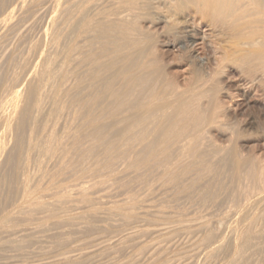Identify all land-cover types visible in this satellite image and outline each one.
<instances>
[{
	"label": "bare ground",
	"instance_id": "bare-ground-1",
	"mask_svg": "<svg viewBox=\"0 0 264 264\" xmlns=\"http://www.w3.org/2000/svg\"><path fill=\"white\" fill-rule=\"evenodd\" d=\"M6 2L9 3L8 0H0V12H4V10L2 11L1 9H4V7L7 6V5L5 6V4H8ZM25 2L26 1L21 2L23 3L22 7L24 8L22 9V11L26 10L24 6ZM105 2L107 3L111 2L110 3L111 6L109 5V7L108 6L103 7V4ZM12 5L13 4H11V7ZM8 6L10 5L8 4ZM30 6L31 7H29L28 10L25 12L28 13L27 15L28 18L32 17L31 19H34V20L36 19V21L41 19L39 18V16L43 10H44V13H47L45 11L51 12V15H50L51 18H50V23H49L51 25L50 26L51 28L50 30L48 29V31L46 29L45 32L40 35L41 37L39 36L40 39L36 40L33 45L30 44L31 47H29L28 49V52H27L28 57H26L27 59L24 58L25 60L23 59L21 62L14 61L12 63L13 65L11 64V62L9 61L7 62V59L5 60L7 63H9V65L11 64L12 68L15 70V71L12 70V73H10L12 75L9 74L10 76L8 75L9 76L8 77L7 74L5 76V73L4 75H2L3 72L2 74H0V88L4 89V93L6 91L13 93L12 94L13 98L10 101V103L13 106V109H11L12 110L11 116H6L5 118H3L5 122L1 121V123L2 122L5 123V129L3 133H1L2 135L0 136V238L2 239L11 238L10 240H7V239H4V240H7L16 250L23 249L22 251H24L25 250L24 244L23 242H21L23 241V239L24 241L26 240L25 238H31L32 240V236H35L36 234L38 236V234H41L42 232L47 231L46 227L48 229V225L46 224V222L37 223V225L30 227V228L28 226H25L29 222L32 223L33 221V219H31L33 217L32 214L36 212H41L40 214L43 215L42 213H46L48 211L50 213L49 215L50 218H52L55 215V211H53L50 208V206L53 209L55 207L54 205L58 204L57 206L59 205L61 206V204L68 202L67 199L70 196L74 195L72 193L74 191L71 192L72 195L68 191L72 189L74 190V187H76L79 183L78 184L75 183L77 185L76 186L74 185V187L72 186L73 187L72 189L69 188L70 190L64 187V189H67V192L70 193V195L64 193L66 192V190L64 189L61 190L62 186L64 185L63 183L60 189L56 187L58 188L57 190H59V192L60 191H63V192L61 194L58 192L55 193L57 194L56 195L57 197L55 198L56 200L54 201V203H52L53 200L49 204H47V202L43 203L34 196L41 189L40 187L41 185L40 186H38L37 184H36L37 186L32 185L33 181L30 182V179L32 178L30 177L31 175L28 176L27 173H26L27 175H25L24 169L26 168L28 169L30 167L29 166L30 164H28L29 167L26 164L30 161H31V165L34 164L33 163L34 160H31L34 158L33 152L36 153V158H34L36 161L35 163H38V165L42 164L41 165L42 167H43V163H42L43 159H44V162H46L48 161L46 158L52 157L53 159V156L55 155L54 157H56V153H57L58 160L57 159L55 160L59 162L58 164L56 163L57 168L54 169L55 171L53 170V167L50 166L52 165L51 163L55 162V160H53V162H51L52 161L51 160L50 165H49V167L52 168L51 170H53L54 173H52V171L50 170L48 166L46 168H49V169L47 170L45 169L46 171H44L48 173L47 171L50 170L51 176L55 177V175H57V178H58L59 177L58 175H62L67 172L66 176L65 175H62V176L63 177L65 176L67 178L69 177L68 179L69 181L70 176H68V172L72 171L74 173L76 166L79 165V168H78L79 170L76 169L78 170L76 172H78V174L80 173L79 174L81 175L80 179H82L84 178L82 177V175L85 173L84 171L85 169L87 170V167H88L86 166V168H84L85 165H87L85 161L89 159L93 161V168L92 169L90 168L89 170L91 172L93 171V173L95 172V174L93 175H98L99 173L98 171L102 169L101 171L103 175L102 174L101 175L99 174V175L103 176V180L106 175L109 176L110 174H113V173H108L104 176L105 172H103V169L105 168L106 171L107 169H110L111 172H113L114 170L112 171L111 167H113L114 165H117V163L120 164L119 167L117 168L118 172H117V169L114 168L116 169L114 173L116 172L119 173V171H121L120 169L123 167V170L125 168L126 171L130 173V175L133 174L132 181L140 180L141 182V180L144 179V178L142 179V177L144 175L148 177L149 174H151V176L154 178L156 176H154L155 174L152 175V173L156 172L155 171L156 169L157 170L160 169L159 170L160 175L158 176L159 178L158 177L155 178L156 181L158 178L159 181L162 182V185L163 183L164 185L170 184L171 187L172 185H174L176 187V189H174L175 191H173L174 195L175 194L177 195L178 193L183 194L184 196H187V197L189 195L188 197L189 199L192 196L190 195V193L192 191H196V193L194 192L195 194H197L196 198L198 197L200 202L205 203V205L207 202L209 203L215 202L216 195H217L216 191L219 192V189L221 188V186H223L222 185L223 180L226 179L225 187H226L227 193L225 194H227V198L226 196L223 197V195L220 194L221 192L220 191L218 193L220 194V198L218 197V200L221 199L222 197L223 198L221 200H223V202L227 200L228 203L226 201V204H228V210H227V213L223 212L224 209L219 210L220 209L219 208L218 210L219 212L220 211L223 212V214L226 213V216H227L226 220L228 219L229 221L228 225L230 224V227L227 229H230L229 231H231V233L233 234V235H229L230 232L228 231L229 234L226 233L228 234L227 239L229 240V236L231 237L233 236V238L230 242L225 241L226 243H228L227 245H231L232 247V250H231L232 255L230 254L232 257L230 256L228 259L226 258L227 255L229 256L230 249L228 250V248L226 250L228 253L221 255L223 252L225 253V251L222 252V249L223 247L226 246V244L222 243V241L220 243V241L218 242L217 241L218 239H216L218 237H219V240L222 238L221 236L224 233V229H223V232H221V229H220L219 233L220 234L222 233L220 236H218L219 235L218 233H217L218 235L214 236V233H212L211 231H215L216 233L218 232L219 229L215 228L212 225L214 228H212L211 230V229L206 228L205 227L206 225H205L204 227L206 229L204 228L205 229L204 235L201 237L202 239L201 245L203 244L204 247L208 249L206 252L207 253L206 255L210 259L216 253L218 254L221 251V254H219V256L221 255L222 260L224 261L222 263L221 262L222 260L221 261L219 260L220 262L218 264H221V263L222 264H248V259H249L248 256L252 257V255H255L256 257V254L258 253L260 257L257 256L258 259H255L257 260L256 264H264V244L262 243L261 246L259 245V243H257L259 246L255 244L257 241L256 239H258V241L259 239H264V155H262L261 153H260V156H258L259 153L257 155L256 154L254 155L252 151H250L252 153L250 154L247 148L248 145L246 146L245 144L240 143L242 138H244L245 135L247 134L244 131L239 129V124L241 125L242 121L239 122L238 119H236L235 113L232 115L229 113L230 115L228 114V117H227L225 113L222 111V104L224 103V101L222 104L218 103V105H216V107L213 109L214 112L206 111L207 109L208 110L211 109V108L209 109L208 107L206 110L203 109V106L201 104V98L205 92H210L211 90H208V89L206 90L204 88H201L202 86L197 85V88L200 87L199 90L197 89V91L195 90L194 93L189 95L188 93H190L189 91H192L190 89L193 87L192 83L194 82L192 83L190 82L192 84L191 85L192 87H189L190 89H188L187 86H186L187 89L186 88L181 89L180 88L181 86L179 83H172L170 82V80L169 82H167L166 77L164 75L163 68L160 65L159 59L157 57V56H160V54L156 55V52H159V51H157V46L154 47V38H155L156 39L155 43L158 44V46L161 45V48H160L161 54L169 50H176L180 52L181 51L186 52L187 50L194 54L195 52L198 51L197 50L198 47L201 48L202 46H204L206 43V40H208L209 38L210 40L209 44L212 45L216 53L215 56H217L216 61L218 62L216 63H219L221 68L224 65L223 68L225 67L230 72V76H229L230 86H229V93H228L229 95H227L226 97L227 99L226 101L227 103L230 104V106L229 105L227 106H229L231 109L236 111L237 110L236 109L237 99L239 97H241L242 99L246 101H249L251 97H256L255 99H257L259 102H262L264 105V0H32ZM11 7L9 8L11 9ZM19 11L20 10H18V12ZM10 13H12V10ZM7 14H4V15H7ZM13 14H16V11L15 13L14 12L12 13V16L9 15V17L14 18ZM18 15H19L18 17L19 19H20V16L21 17L23 16L21 14H18ZM6 17L7 16H5V18L1 17L2 19L0 20V29L4 27L6 20L7 22H8V19L11 20V18L6 19ZM22 19L23 18H21L20 21ZM13 20L14 22L13 24H11V26L12 25L14 26V24L17 23V21L15 23V19ZM34 20L29 21L30 22L29 24L32 23L33 25V23L35 22ZM22 21L23 23H25V20H22ZM17 25L19 26V23H17ZM25 25H28V23ZM21 26L22 25H20V27ZM28 26L27 27L30 28L31 25H28ZM16 27L14 26L13 28L16 29ZM25 27L22 26L21 29ZM27 27L26 29L28 31ZM203 28L205 29L204 31H202ZM6 29L8 30L11 28H5V30ZM17 29L16 31L20 32L21 29H18V30ZM25 31L23 29L20 33L18 32V34H20L18 36L22 37L21 35L23 33L25 34ZM3 33H5L4 30H3ZM11 33L7 31V33L5 34H8L9 36V34ZM38 34L40 33L38 32ZM146 34L149 37H153V41L152 39H149V37L146 36ZM0 35H3V34L1 33ZM13 35L15 34H11V36ZM162 35L165 36L166 39L159 41V36H162ZM9 38L10 37H8V39ZM11 39H9V41H12ZM13 39H14V36H13ZM0 40H2L1 37H0ZM3 40L5 42L6 39H3ZM9 41H7V43ZM4 42H1L2 45ZM46 42L48 46H46L47 48L44 49ZM15 43L17 44L16 41ZM186 44L189 50L187 49ZM10 45L11 44H9V46ZM10 47L9 48L7 47V49L9 50ZM17 47L15 48L18 49ZM22 47H25V46H22ZM3 50H5V53L8 52L9 54V51H6L5 47H3V49L1 50L4 53ZM12 51H14V49ZM17 53H19V51ZM4 54H2V58ZM2 63L3 62H1L0 65ZM2 69L3 68L1 67V70ZM190 83L188 82V84ZM202 84H199V85H202ZM203 87H205V84H203ZM186 90H189L187 94H186ZM213 90L217 91L216 88H214ZM212 95L215 96L214 92ZM4 103H5L4 100H0V114L2 112ZM45 103L51 104V107L49 108V110H47L48 109L47 106L49 104L44 106L45 109L47 108L46 109L47 113L46 111L44 113V110H43L44 109L43 105ZM62 103L64 105L68 103L74 106V108L72 107L74 113L72 115V119L70 118L71 120L70 122L73 121L76 123L77 121V123L76 124L75 123L72 124L73 122L67 123L69 121L68 119L67 122H65L68 125L64 124L66 126H64L63 130L61 131L60 129V131H58L56 129L57 118L59 121L60 120L59 118H61L62 113H63L62 111H64L63 109L65 108L64 106L63 107L61 106L63 105ZM68 104L66 106H68V109H69L70 108L69 106L71 105H68ZM68 109H66V111ZM59 113H61V116L58 115ZM64 113L63 115H65ZM68 114H69V111H68ZM69 116L65 118H69ZM224 117L225 119L227 118L225 120L226 121L225 124L220 123ZM63 118L64 117H62V119ZM62 119L60 121L61 124H62ZM252 119L251 121L249 120L246 125H251L253 121H255V119H253V121ZM223 126H225L227 131L229 132L228 145L224 148L217 145L215 141H213L212 138L206 135L209 131L213 129H219ZM256 127H260V126L257 125ZM261 131H259L258 133H261ZM8 137H10V139L13 138L12 139L13 142L11 141L13 143V146L10 145L11 148L10 146L7 147L6 145V141L8 142V140L5 141V139H9ZM99 148H101V153L99 152L100 154L99 153L96 154L95 151L97 150L99 151ZM31 153L33 154L32 156H30ZM73 156L74 157L76 156L77 164L73 163L74 162ZM121 164L123 166H121ZM25 166L27 167L25 168ZM45 166L43 167V169L45 168ZM53 166L55 167L54 164ZM37 167L34 166V168H37ZM38 170L36 169V171ZM22 171H23L22 176L24 178L23 179L21 178L22 179L20 183L22 185L21 186L19 185L18 179L20 178V176H18V174L20 172L22 173ZM41 172L43 173V171ZM91 172L89 174H91ZM96 172L98 173L96 174ZM39 173H40V170H39ZM39 173L37 174L34 173V174L38 176ZM36 175L34 176L37 177ZM73 175H71V179ZM86 176L87 175H85V180L83 179L85 182H86V178H89L88 176L87 177ZM112 176H114V174L111 175V177ZM131 176L128 175L127 177L131 178ZM47 177H50V176L47 175ZM94 177L96 178L97 176H94ZM117 177L120 178V175H118ZM206 177H208V179L205 181ZM42 178L38 177L39 181H41ZM91 178L94 179L93 177ZM153 178H152V181H153ZM38 179L36 178L35 180L38 181ZM61 179H59L60 181L59 180L58 181L63 182V180L61 181ZM105 179H108V178H105ZM123 179L125 178L123 177ZM128 179L129 178H126V180ZM66 180L64 181L66 182ZM114 180L112 178V181ZM126 180L124 183L127 182L128 184V181L130 179L128 181ZM146 180H148V182L152 184L151 183L152 181L151 180L149 181V178ZM49 181H53V180L48 179V182ZM58 181H55L56 184ZM55 182H52V183L55 184ZM78 182H80V180ZM81 182H80V185H81ZM87 182H88V179H87ZM93 182L91 183L92 186L94 185ZM38 183H41V182H38ZM46 183L47 181L44 182V184ZM52 183L50 182L49 184L52 185ZM84 183H82V185ZM96 183L98 182L96 181ZM99 183H101V181H99ZM122 183H120V185ZM33 184H35V182ZM60 184L61 183H59V185ZM66 184H69V183L66 182ZM70 184L69 186L72 185ZM103 184L106 185V183H103ZM138 184L140 183L138 182ZM146 184L148 186L150 185L147 182ZM156 184L157 186H159V182L158 183L156 182ZM18 185L21 186L22 194H24L23 195L24 200H25L24 204L26 206L21 207L20 205L19 208L17 207L18 210L15 208L17 210L16 212L17 214L14 215L13 213V215H11L12 213H9L7 211L6 203H8L7 199L9 198V194L11 193L10 194L11 195L10 199H11L12 195L14 194L13 192H15L17 188L19 189V192L21 193L20 187H17ZM78 186L76 187L78 190L75 188L77 192H74V193L80 194V197H79L80 201L76 199V202L78 201L81 203V202L87 201L88 203V200H87L88 196L95 195L94 194L95 191L90 192L92 190L90 189L92 188V186L91 185H90L91 187L87 186L89 189V192L92 194L88 192L89 195H86L85 191H88L87 187L85 186L86 188H84V185H83L82 187L79 186L80 187L79 188ZM98 186H101V185H98ZM133 186H134V182H133ZM157 186L153 185L152 188H155ZM95 187L96 185L93 188ZM124 187H126L127 189L128 188L130 189V187H127L126 185H124ZM160 187L161 186H159V188ZM225 187L223 186L221 189L225 190ZM120 188H122V186ZM120 188L119 189L117 188L116 191L121 190ZM135 188L136 190H138L137 187ZM152 188L149 191H152ZM159 188L158 190L157 189L156 190L159 191ZM144 189H146V192H147L148 188H145L144 186ZM163 189H165V187ZM41 190L43 191V189ZM125 190L126 189L124 188V191ZM139 190H142V189L139 188ZM50 191L51 190H49V193ZM101 191H103V188ZM51 192L54 194V191H51ZM143 192L145 193V191ZM143 192L141 191V193ZM153 192H155L154 189H153ZM170 192L172 193V191ZM222 192L224 193V191ZM20 193H18L17 191L18 195ZM134 193H137V192H134ZM147 193L144 194L143 198L146 195V198L149 199L150 196L147 197L148 195ZM117 194L118 193H116V195ZM152 194L154 193H151V195ZM75 196L76 195H74V198ZM135 196L133 197L132 195V197H129L130 198L129 200L126 199L127 201H129V202H126L127 203L126 205H124L125 199L121 200L123 202L121 204H123L124 206L115 208L116 210L115 214L119 215L120 217L115 220L120 219L121 222L123 221L125 225L128 222L135 220L136 217L134 218L133 216L135 212L132 214V209H134V207L136 206L135 203L137 202V200L135 199ZM177 196L181 197L182 195H177ZM184 196L182 197V199L184 198ZM34 197L38 200H36ZM139 197H142V196H139ZM192 197L194 198V195ZM125 198H127V196ZM188 198L186 200H189ZM224 198L226 199L224 200ZM10 199H8V201ZM14 200L16 204V202L18 201V198L17 199L14 198ZM93 201H95L94 198H93ZM121 201H119V203ZM98 202L97 203L95 202V204L94 203L93 204L94 205L99 204ZM22 203L23 202H21V204ZM115 203L119 205L117 202ZM73 204L71 205L72 206L71 209L74 208L73 209L74 211L69 209L71 206L70 204L69 205L67 204V207L69 208H67L66 210L70 211V213H74L75 210H77V207L78 209H80L79 208L80 205L75 207V204L74 205ZM102 204L104 206V203ZM88 205L89 204H87V206ZM105 205L107 206L106 203ZM109 205H112V204H110L109 202ZM205 205L203 204L202 206H205ZM225 205L223 204V206ZM96 206L98 207V205ZM61 207H60V210L57 212L59 213L62 212ZM64 207L65 206H63V208ZM161 207L163 209L164 206L162 205ZM212 207L214 206L212 205ZM9 208L8 210H10ZM89 208L92 209L91 207ZM138 208L140 209L139 206ZM82 209H84L83 206H82ZM112 209L114 211V207H112ZM44 210H47V211H44ZM66 210L64 208L63 213L66 214L67 213L65 212ZM92 210H89V211H92ZM135 211H136V207H135ZM146 212L148 213L150 211L148 210ZM94 213L99 214L98 212H94ZM108 213L109 212L106 210V213H103V214H105V216L108 217V215L110 214ZM154 213L155 211L153 212V214ZM103 214H101L100 212L99 215H103ZM34 215H38V214L36 213ZM57 215L58 214H56L55 216L57 217ZM99 215L94 214L93 217L98 219L99 217H101ZM110 215H113V214H110ZM147 215L149 216V218L151 217L149 213ZM179 215L181 217L182 214H179ZM71 216L70 217L68 216V217L72 218ZM139 216L137 217L138 219H139ZM56 217L54 218L56 219ZM74 217L75 215L72 218V220L74 219V222H72L71 219L69 220V218L68 220H62L64 218L63 217L61 218V220H57L53 223L51 222L52 224L51 223L50 224L53 226V229H54V225L59 226V230L62 229L61 228L62 225L64 226L67 224L72 225V226L69 225V227H73V225H75L74 227H77L76 225H78L79 222L75 223V220H77L75 218L77 216L75 218ZM79 217L81 218V214L79 215ZM84 217L86 216L84 215ZM91 217L92 215L89 217L90 221L91 219L95 220V218L93 217L91 218ZM184 217L185 215L183 216V218ZM36 219L34 221L38 222L39 219L37 220ZM83 220H86V219L83 218ZM94 220L92 221L93 224L94 222L96 223V221ZM99 220L101 219L99 218ZM115 220L114 222H116ZM221 220L222 222L221 221L220 222L222 224L223 215H222ZM224 220H225V217H224ZM90 221L86 223L91 224L89 223ZM152 222L153 220H151V223ZM178 222L176 221V223ZM226 222L227 221H225V225H226ZM81 223H83V221H81ZM110 223L108 224L106 223V225H109V226L113 225L112 223L111 224ZM116 223L121 224L120 222H116ZM130 223L132 224V222ZM130 223L127 225H130ZM185 223H184V226H185ZM83 224H82V228H83ZM88 224L84 225V227L85 226L89 227ZM93 224H92V227H93ZM133 224L135 225V223ZM190 224L193 225V223L191 222ZM122 225L123 224L118 225V226L122 227ZM207 225L210 226L211 224H207ZM115 227L117 226L114 225V229ZM147 227L149 228V226ZM147 227H145L146 232L148 229ZM157 227H160V226H156V228ZM198 227H199L198 230L203 228V226L202 227L197 226V228ZM79 228L80 227H78L77 230ZM85 228L81 229V231L82 232L84 230L88 231L90 229L89 231L93 232V230H91V227L89 229L88 228L85 229ZM138 228L139 227H137L136 229ZM156 228H155V231H156ZM224 228L226 229V226H224ZM99 229L100 228H98V230L97 229L95 230L99 232ZM114 229L113 231L117 235L116 234L115 235L113 234L110 236L107 235V236H104L103 238L99 237V239L97 238L95 240H92L94 241L92 244L93 246L92 249L94 248L93 250L91 251L86 250L87 252L85 250H81V251H84V252H81L79 248H83L82 245H81L82 247L74 246L76 249H72L67 252L65 251L64 253L60 254L61 255L60 260L56 259V261H59V263L55 262V264H60V262L61 264H70V262H74L73 264H75V262H77L76 264H82V261L84 264V260H87V256L93 253L95 254V252H99L100 251L99 249H103L101 251L105 250L106 253L110 249L111 250L117 249L118 251L119 250L121 251L123 250L122 249L123 247L125 248V243L127 241H128L127 243H131L130 242L131 240L135 241V240H139L142 238H148L154 232L152 228L151 230L153 232H149V233L148 232L146 233L145 231H143L144 232L143 233V232L136 231L135 229L131 230V228H128V229L126 228V231L125 232L123 231L124 232L123 234L121 230L118 234L119 230L117 229L118 231H116ZM213 229H217V230H213ZM72 231L74 230L72 229ZM81 231L80 229L78 230V232H81ZM86 231L85 233L86 235H88L89 232H86ZM100 231L102 230L100 229ZM107 231L110 232L109 229ZM59 232H57L58 234H56L55 232L54 233L55 236H54L51 230V234L50 233L49 234L53 235L52 238H55V237L57 238V236L63 237V232L62 233H59ZM202 232L200 231V234H203ZM75 233L72 232L70 233V235L71 234L74 235ZM172 233H171V236H172ZM42 234L40 238L42 237ZM109 234H112V233H109ZM43 236L47 238L48 235L44 234ZM45 237H42V238H45ZM169 237L170 236H168V238ZM185 237L188 238V236H185ZM190 237L191 235L189 236V238ZM67 238L69 239L71 238V236L70 237L66 236V241H67ZM88 238L90 239L91 237H88ZM149 238H152V237H149ZM45 239H41V240H45ZM63 239H65V235ZM223 239H224V236H223ZM41 240L39 241L40 243L42 242ZM71 240L73 241V239ZM147 240L146 242H148ZM182 240L183 239H181L180 241ZM186 240L187 239L185 238V241ZM69 241L65 242V240H63L61 243L58 242L59 243L58 245H61L59 247L56 244V246L59 247L58 250L60 248L61 250L62 248H64L63 250H65V247L66 245H68ZM134 241L132 243V246L129 244L133 249H134L133 244L135 243ZM174 241L177 242L176 240H173V242ZM262 241L264 240H260L259 242H262ZM33 242L31 244H33ZM146 242L143 244V246L146 244ZM138 243L139 241L135 243V246ZM140 243H143V242H140ZM150 243L148 242L149 246L145 245L146 247H143V248L142 246H140L141 245L140 244L139 247L141 249L137 247L138 252L136 250L137 248H135L136 251H133V249L132 250L130 249L132 251L131 253L134 252L135 254L137 252L135 254L137 260L140 257L147 255L149 257V260L152 261L151 263H149L147 261L148 259H146L147 264L148 263L149 264H159L157 259L159 260L161 259L159 257L155 259V257H157L160 254V252L163 250L164 248L162 246L163 244L161 245L156 244V242L155 244H150ZM28 244L30 243L27 242V246L29 247L30 245ZM70 244L68 246H70ZM100 244L101 246H99ZM34 245L36 246L37 244H34ZM98 246L101 248H99ZM116 246L118 247L116 248ZM126 246H127V250H129L130 247L128 248V245ZM226 247H229V246H226ZM187 249L188 248H186V250ZM1 250L3 251V249ZM111 250L109 253L112 252ZM123 251H126V250L124 249ZM113 252H112V255H113ZM94 254L93 256L96 257V255ZM161 254L163 255V253ZM188 255H191V253ZM224 255H226L224 258H226L227 260L223 259ZM191 256H193V254ZM219 256L218 258H221ZM54 257H57V255ZM82 258H84V260H81ZM91 258L92 256L89 258V260H91ZM215 258L216 257H214L213 259ZM46 259L45 261L47 262L50 261L48 260V257ZM99 259H102V257H100ZM204 259L207 261L206 258ZM137 260L135 261L134 259L133 262H138ZM215 260H214V263H215ZM170 261L171 260H169V262ZM193 261H195V257ZM47 262H45L44 264H50L49 262L48 263ZM89 262H90L89 264H91V261ZM141 262H142L141 264H143L144 261L141 260ZM171 262H173V259ZM190 262L192 263V259L191 261H189V264ZM131 263L132 261L131 262L129 261L125 264H131ZM110 264H113V263L111 262ZM119 264H122V262ZM132 264H135V263H132ZM161 264H164V263L162 262Z\"/></svg>",
	"mask_w": 264,
	"mask_h": 264
},
{
	"label": "rangeland",
	"instance_id": "rangeland-1",
	"mask_svg": "<svg viewBox=\"0 0 264 264\" xmlns=\"http://www.w3.org/2000/svg\"><path fill=\"white\" fill-rule=\"evenodd\" d=\"M9 1V3L8 2H6V3H8L10 6H8V4H5V6L7 7H4V9H1L2 11L4 10V12H0V20L4 17L5 18V16H7L6 17V19H8V18H11V20L10 19H8V22H7V20H6V22H5V25L6 26H8V27H6L5 25H4V27H2V29H0V34L2 33L3 35L5 34V33H7V31L8 32H16V33H11V34H15V35H13L14 36V39H13V36H11V34H9V36H8V34H5L4 35V37H3V35H0V37H1V39L3 40V39H6L7 41H9V39H11V37H12V41L14 42H12V41H9V42H11V43H9V44H11L10 46H9V44L7 43V41L5 40V42H4V40L2 41V40H0V46H2V47H0L1 49H0V51L3 49V47H5L6 48V51H9V54H8V52H6L5 53V50H3L4 51V53L2 52V54H4L3 55V58H2V54H1V52H0V63L1 62H3L1 65H0V74H2V72H3V74L2 75H4V73H5V76H6V74H7V76L10 74V73H12V70H14L13 68H12V63L14 62V61H22L24 58L25 59H27L26 57H28V49H29V47H31V45L30 44H34V42L36 41V40H38V39H40V35L42 34V33H44L45 32V30L47 29V31H48V29L50 30V18H51V12L50 11H45V12H47V13H44V10L42 11V13L40 14V16H39V18H41V19H39V20H37L36 21V19L34 20V19H31L32 17H27V15H28V13H26L25 11H27L28 10V8L29 7H31L30 6V4H31V2H32V0H8ZM23 1H26L25 2V8H26V10H23L22 11V9H24L23 7H22V5H23V3H21V2H23ZM29 1V2H28ZM13 2V3H12ZM109 2V1H108ZM27 3H28V5H27ZM111 3V2H110ZM110 3H107V2H105L104 4H103V7H105V6H108L109 7V5L111 6V4ZM11 4H13L12 5V7H11ZM21 4V5H20ZM106 4V5H105ZM17 5V6H16ZM22 7H20V6ZM9 7H11V9L9 8ZM14 7H15V9H14ZM5 8H6V10H5ZM10 9V10H9ZM14 9V10H13ZM11 10H12V13L14 12L15 13V11H16V14H13V17L14 18H12V17H9V15H11L12 16V13H10L11 12ZM18 10H20L19 12H18ZM6 11H7V13H6ZM18 12V13H17ZM25 12V13H24ZM49 12V13H48ZM2 13V14H1ZM10 13V14H9ZM23 13H24V15H26V16H24L23 15ZM4 14H7V15H4ZM18 14H21V15H23L22 17L20 16V19L21 18H23L22 20H25V23H23V21L21 20L20 21V19L18 18L19 17V15ZM42 14H44V15H42ZM48 14H49V16H48ZM3 15V16H2ZM14 15H16V16H14ZM18 15V16H17ZM45 15H46V17H45ZM43 16V17H42ZM48 16V17H47ZM2 17V18H1ZM25 17H26V19H25ZM17 18H18V20H17ZM42 18H44V19H42ZM49 18V19H48ZM13 19H15V23H16V21H17V23H19V26L17 25V23L16 24H14V26L16 27V29L18 28V29H21V27L23 26V27H27L28 25H31L30 26V28H28V31H27V29H26V27L25 28H22L21 30H20V32L24 29V31H25V34L23 33L21 36L22 37H19L18 35H20V34H18V32L16 31V29L15 28H13L14 26L12 25L11 26V24H13V22H14V20ZM29 19V20H28ZM27 20V21H26ZM35 21L34 23H33V25H32V23L31 24H29L30 22L29 21ZM46 20V21H45ZM45 21V22H44ZM10 22H12V23H10ZM28 23V25H25V24H27ZM48 22V23H47ZM8 23V24H7ZM144 24V23H143ZM10 25V26H9ZM20 25H22L21 27H20ZM36 25V26H35ZM35 26V27H34ZM4 28V29H3ZM5 28H11V29H6L5 30ZM32 28V29H31ZM40 28H42V29H40ZM17 29V30H18ZM39 31H38V30ZM3 30H4V32L5 33H3ZM205 29L203 28L202 29V31H204ZM40 33V34H38V32ZM19 32V33H20ZM29 32V33H28ZM37 33V34H36ZM29 34H30V36H29ZM7 38H6V37ZM32 36H33V38H32ZM36 36V37H35ZM40 36V37H39ZM146 36H148L147 34H146ZM3 37V38H2ZM8 37H10L9 39H8ZM38 37V38H37ZM149 37V36H148ZM22 38V39H21ZM149 39H152V41H153V37H149ZM163 39H166V37L165 36H159V41L160 40H163ZM168 39V38H167ZM21 40V41H20ZM32 40V41H31ZM155 38H154V47L155 46H157V51H159V52H156V55H158V54H160V56H157L158 57V59H159V63H160V65L162 66V68H163V71H164V75H165V77H166V81L167 82H169V80H170V82H172V83H179L180 84V88L181 89H187V87H188V89H190L189 87H192L190 90H192V91H189V90H186V94L188 93V91L190 92V93H188L189 95L190 94H192V93H194L195 92V90L197 91V89L199 90V88H197V85L198 86H202L201 88H204V89H208V90H211L210 92H205L204 93V95L202 96V98H201V104H202V106H203V109H207V107L210 109V110H206V111H212V112H214V108L216 107V105H218V103H223V101H224V103L222 104V111L225 113V115L228 117V114L230 113L231 115L232 114H234L235 113V116H236V119H238V121L239 122H241V125L239 124V129L240 130H242V131H244L247 135H245V137L244 138H242V140L240 141V143L241 144H245L246 146H247V148H248V151L250 152V151H252V153L255 155H257L258 153H259V155L258 156H260V153L262 154V155H264L263 153H264V105H263V103L262 102H259L257 99H255L256 97H251L250 98V100L249 101H246V100H244V99H242L241 97H239L238 99H237V104H236V106H237V110L236 111H234L233 109H231L229 106H230V104L229 103H227V99H226V97H227V95H229L228 93H229V86H230V83H229V76H230V72L224 67L223 68V66H222V68H221V66H220V64L219 63H216V62H218V61H216V57L217 56H215V51H214V48L212 47V45H210L209 44V38H208V40H206V43H205V45L204 46H202L201 48L200 47H198V51L197 52H195L194 54L192 53V52H189V51H187L186 50V52L185 51H176V50H169V51H165V52H163V54H161V45H159L158 46V44H156L155 43ZM15 41L17 42V44L15 43ZM1 42H4L3 43V45H2V43ZM19 42V43H18ZM8 44V46H7V44ZM29 43V44H28ZM43 43H44V41H43ZM16 46H15V45ZM17 45H18V47H17ZM20 45V46H19ZM22 46H25V47H22ZM46 46H48V44H47V42L45 43V48L44 49H46L47 47ZM7 47L9 48L10 47V49L8 50L7 49ZM15 47H17L18 49H16ZM186 47H187V49H188V46H187V44H186ZM20 48H22V49H20ZM159 48V49H158ZM14 49V51H12ZM20 49V50H19ZM189 50V49H188ZM19 51V53H17ZM22 51V52H21ZM162 51H164V50H162ZM20 53H21V55H20ZM211 53V54H210ZM8 54V55H7ZM14 54V55H13ZM17 55V56H16ZM189 57V58H188ZM2 58V59H1ZM5 58V59H4ZM15 58V59H14ZM7 59V62L9 61V62H11V64L9 65V63H7L5 60ZM9 59V60H8ZM14 59V60H13ZM24 59V60H25ZM12 60V61H11ZM7 63V65H6V63ZM31 62V61H30ZM190 62V63H189ZM215 64V65H214ZM10 67H9V66ZM5 66V67H4ZM1 67L3 68L2 70H1ZM204 71H203V70ZM15 71V70H14ZM183 72V73H182ZM200 72V73H199ZM229 72V73H228ZM196 74H198V75H196ZM10 75H12V74H10ZM9 75V76H10ZM182 75V76H181ZM8 76V77H9ZM185 79H184V78ZM198 77H200V78H198ZM184 79V80H183ZM191 79V80H190ZM183 80V81H182ZM202 80V81H201ZM182 81V82H181ZM215 81V82H214ZM188 82L190 83H192V82H194V83H190V84H188ZM197 82V83H196ZM202 82H203V84H205V87H203V84H202ZM199 84H202V85H199ZM192 85V86H191ZM196 87H195V86ZM187 86V87H186ZM216 88L217 89V91H214L213 89L214 88ZM196 88V89H195ZM2 89V90H1ZM180 90V89H179ZM227 91V92H226ZM7 92V93H6ZM5 93L7 94H5L4 93V89L3 88H0V100H4L5 101V103H4V106H3V108H2V112H1V114H2V116H1V114H0V127H1V129H0V136L2 135L1 133H3V131H4V129H5V123H3V122H5L4 120H3V118H5L6 116H11V112H12V110L11 109H13V106H12V104L10 103V101H11V99L13 98V93L12 92H9V91H6ZM10 94H9V93ZM213 92H214V94H215V96L214 95H212L213 94ZM216 92V93H215ZM2 94H3V96H2ZM6 96H5V95ZM217 94V95H216ZM2 97V98H1ZM253 98V99H252ZM63 99V98H62ZM61 99V100H62ZM213 99V100H212ZM255 99V100H254ZM7 100V101H6ZM221 101V102H220ZM211 104H210V103ZM49 103H45L44 105H43V108H44V106L45 105H48ZM63 104V103H62ZM66 104V103H65ZM68 104V103H67ZM66 104V105H67ZM61 105V104H60ZM66 105H61L62 107L64 106L65 108L63 109L64 111H62V110H60V111H62L65 115H63V113H62V116H61V113H59L58 115L59 116H61V118H59L60 120L58 121V118H57V126H56V129L58 130V131H60V129H61V131L63 130V128H64V126H66V125H64V124H67V123H72V122H70L71 120H70V118L72 119V115H73V113H74V111H73V109H72V107L74 108V106L73 105H71V104H68V105H71V106H69L70 108V110H72V111H70L69 109H68V106H66ZM227 105H229V106H227ZM212 106V107H211ZM5 107V108H4ZM51 107V104H49L48 106H47V110H49V108ZM10 109V110H9ZM46 109L44 108L43 110H44V113H45V111H46ZM66 109H68L67 111H66ZM3 110H4V112H3ZM68 111H69V114H70V116H69V114H68ZM6 113V114H5ZM46 113H47V111H46ZM68 115H67V114ZM10 114V115H9ZM229 114V115H230ZM58 116V117H59ZM69 116V118H65V117H68ZM62 117H64L63 119H62ZM255 119V121H253V119ZM257 118H258V120H257ZM61 119H62V124H61ZM66 119V120H65ZM69 119V121L67 122V120ZM227 119V118H226ZM225 117L222 119V121L220 122V123H224L225 124ZM251 119H252V121H253V123L251 124V125H246L247 123H248V121L250 120L251 121ZM64 120V121H63ZM224 120V121H223ZM1 121H3L2 123H1ZM244 121V122H243ZM60 122V123H59ZM65 122H67V123H65ZM246 122V123H245ZM255 122V123H254ZM59 123V124H58ZM75 122H73L72 124H74ZM76 123H77V121H76ZM75 123V124H76ZM243 123V124H242ZM258 123V124H257ZM261 125H260V124ZM4 124V125H3ZM60 124H61V126H63V127H61L60 126ZM71 124V125H72ZM254 124V125H253ZM3 125V126H2ZM68 125V124H67ZM253 125V126H252ZM257 125H259L260 127H256ZM245 126V127H244ZM251 126V127H250ZM256 128H255V127ZM225 126H223V127H221V128H219V129H213V130H211V131H209L206 135L208 136V137H210V138H212L213 139V141H215V143L217 144V145H219V146H221L222 148H224V147H226L227 145H228V138H229V132L227 131V129H226V127L224 128ZM262 127V128H261ZM243 128H245V129H243ZM256 129H258V130H256ZM260 129V130H259ZM261 130H263V131H261ZM246 131H248V132H246ZM257 131V132H256ZM259 131H261V133H258ZM249 134V135H248ZM263 135V136H262ZM228 136V137H227ZM249 136V137H248ZM9 139H5V141L6 140H8V142L6 141V145H7V147L8 146H10V145H12L13 146V141H12V139H10V137H8ZM207 138V137H206ZM205 139V138H204ZM245 139V140H244ZM206 140H208V139H206ZM206 140H205V142H206ZM244 140V141H243ZM11 142V144H10V142ZM246 141V142H245ZM10 148H11V146H10ZM9 148V149H10ZM98 151V150H97ZM97 151H95V153L96 154H98L99 152L101 153V148H99V151L97 152ZM255 152V153H254ZM99 153V154H100ZM251 152H250V154H252ZM33 154H34V158H36V153L35 152H33ZM32 153L30 154V156H32L33 155ZM96 154H94V155H96ZM261 155V156H262ZM55 156V155H54ZM53 156V159H52V157H48V158H46L48 161H46V162H44V159H43V167L45 166V168L43 169V167L41 166V165H38V163H35L36 161H35V159L33 158V159H31V160H34V164L33 165H31V161L30 162H28L26 165L28 166V164H30L28 167V169L26 168L27 166H25V168L26 169H24V171H25V175H27L28 174V176H30V177H32L31 179H30V182L31 181H33L32 182V185H38V186H40L41 187V189H43V191L40 189L34 196L36 197V198H38L41 202H43V203H46L47 202V204H49V203H51L52 202V200H53V202L52 203H54V201L56 200L55 198L57 197L56 195L57 194H55L56 192H58V193H62L63 191H60L59 192V190H57L58 188L60 189V187H61V185L64 183V185L62 186V188H61V190L62 189H64V187L65 188H68V190H70L69 188H73L74 187V185L76 186L78 183V185L79 186H81L82 185V183H84L85 181V175H87L89 178H86V182H87V179H88V182L90 183V185L92 186V182H93V186H92V188H90V189H92L90 192H94L95 191V195H89V189H88V187L90 186L89 185V183L87 184L86 182L83 184L84 185V188H86L87 186V190L88 191H85V194L86 195H89L88 196V203H87V201H85V202H81V203H83V204H81L80 202H78V201H80V199H79V197H80V194H75L74 192H77V186L76 187H74V190L72 189V190H70V191H68V192H72V191H74V192H72L74 195H76L75 196V198H74V195H72V193H71V195L72 196H70L68 199H67V201L68 202H65L64 204H61V206L59 205V206H57V205H54L53 207H54V209L50 206V208L53 210V211H55V215L56 214H58L57 215V217L54 215L53 217H52V215H51V217L52 218H50V213L47 211V210H44V211H47L48 212V214H47V212L46 213H42L43 215H41L40 213L41 212H36L38 215H34V214H36V213H34V214H32V216L34 217V216H38L37 217V219H41L40 221L38 220V222L37 221H34L35 219H36V217H32L31 219H33V221H32V223L31 222H29V223H31V224H27V225H25V226H28L29 228L30 227H33V226H35V225H37V223H41V222H46V224L48 225V229H47V227H46V230L47 231H44V232H42L41 234H42V237H45V236H43L44 234L46 235H48L47 236V238L45 239V238H40V236H41V234H38V236H37V234L35 235V236H32V240H31V238H25L26 240L24 241V239H23V241H21V242H23V244H24V251H22V250H16L7 240H10L11 238H0V264H29L30 262V264H32V262H33V264H44L45 262H47V261H45V259L48 257V260H50V261H52V262H50V261H48L50 264H55V262L56 263H59V261H56V259H58V260H60V258H61V255L60 254H62V253H64L65 251L67 252V251H70V250H72V249H76L75 247H80L81 245L83 246V248H79L80 249V251L81 250H88V251H91V250H93L92 249V244H93V242L94 241H92V240H95V239H99V237L100 238H103L104 236H110V235H115L116 233H114V231H113V229H114V225L115 226H117V227H115V229L114 230H116V231H118V234H119V232H120V230L122 231V234L126 231V228L128 229V228H131V230L132 229H135L136 231H139V232H143V231H145L146 232V229H145V227H147V226H149V228L147 229V232L149 233V232H153L152 230H154V232L151 234V236H149V237H152V238H142V239H139V240H131L130 242L131 243H125V248L123 247L122 249L124 250H126V251H123V250H117V249H113V250H111L112 252L114 251H118L117 253L119 254H117L116 252V254L113 252V255H112V252L111 253H109L110 252V250H108V252L106 253L105 252V250L104 251H101V250H103V249H99L98 251L99 252H95V254L94 255H96V257L95 256H93V254H90V255H88L87 256V260H84V258H82L81 260H84V264H89L90 262L89 261H91V264L93 263H96V264H105L106 262H108L109 264L112 262L113 264H119V263H121L122 262V264H125V263H127V262H131L132 261V263H135V264H141L142 262H141V260H143L144 262H143V264H147V261L149 262V263H151L152 261L151 260H149V257L147 256V255H145L146 256V258H145V256H142V257H144V258H142V257H140L138 260H137V258H136V256H135V254L138 252V248H140L139 247V245L140 246H142V248L143 247H146L147 245L149 246V244H148V242L150 243V244H155V242H156V244H163L162 246L165 248H163V250L160 252V254L157 256V257H155V259H157L158 257L161 259V260H159V259H157L158 260V263L159 264H161L162 262L164 263V264H177V263H179V264H189V261H191V259H192V263L190 262V264H215V263H219L221 260H222V256L221 255H223V254H226V253H228L226 250H227V248H228V250H229V256L227 257L226 255H224L223 256V259H225V260H227L231 255H232V247H231V245H227L228 243H226V242H230L231 240H232V238H233V236L231 237V236H229V240L227 239L228 238V231L230 230V229H227V228H229L230 227V224L228 225V223H229V221H228V219L226 220V213H227V210H228V204H226V201L227 200H225L226 198H227V194H225V193H227L226 192V187H225V185H226V179L225 180H223V186L225 187V190H222L221 188L223 187V186H221V188L219 189V192H220V194L221 195H223V197L224 196H226V198H224V202H223V200H221V199H219L218 200V197L220 198V194H218L219 192L218 191H216L217 193V195H216V199H215V202H211V203H209V202H207L206 203V205H205V203H201L200 202V200H199V198L197 197L196 198V196H197V194H195L196 193V191H192L191 193H190V195H194V198L192 197V199H191V197H190V199L188 198L189 197V195H188V197L187 196H184L183 194H177V195H182L181 197H179V196H177L176 194L174 195L173 194V191H175L174 189H176V187L174 186V185H172V187H171V185L170 184H165L164 185V183H163V185H162V182H160L159 181V175H160V172H159V170L160 169H156L155 171L156 172H154V173H152V175H154V176H156V177H158L157 178V181L155 180V178L156 177H152L151 176V174H149V176L147 177V176H143L142 177V179L143 180H141V182H140V180L139 181H132V179H133V174H131L130 175V173L128 172V171H126V169L124 168V170H123V167L121 168V166H123L122 164H121V166H120V170L121 171H119V173H117L118 172V167H119V163H117V165H114L113 167H111V169H112V171L113 172H111V170L110 169H107V171H106V169L104 168L103 169V172H105L104 173V176L106 175V174H108V173H113L114 174V176H112L111 177V175H113V174H110L109 176L108 175H106L105 177H104V180H103V176H100L101 174L103 175V173H102V169H101V167H100V171H101V173H100V171H98V172H96V174L98 173V175H93V174H95V172L93 173V171L91 172L89 169L91 168H93V161L91 160V159H89V160H86L85 161V163L87 164V165H85V167L84 168H86V166H88L87 167V170L85 169V173L82 175V177H84V178H82V179H80L81 178V175H79L78 174V172H76V171H78L79 169V165H77L76 166V169H78V170H76L75 169V171H74V173L71 171H69L70 172V174H69V172H68V176H70V180L68 181V179H69V177L67 178V177H65L66 175H67V172L66 173H64V174H62V175H65L64 177H65V179H64V177L62 176V175H58L59 177L57 178V175H55V177L54 176H51V171H52V173H54V169H56L57 168V165H56V163L58 164V162L59 161H57L58 160V154L56 153V157H54ZM74 157V156H73ZM32 158V157H31ZM55 159H57V160H55ZM52 160V161H51ZM53 160H55V162H53ZM73 160H74V164H77L76 163V156L73 158ZM50 161L51 162H53V163H51L52 165H50ZM49 163V164H48ZM84 163V164H85ZM92 165H91V164ZM53 164L55 165V167L53 166ZM83 164V165H84ZM89 164V165H88ZM116 164V163H115ZM49 165L50 166H52L53 167V170H51L52 168L51 167H49ZM91 165V166H90ZM34 166H38L37 168H34ZM41 166V167H40ZM49 167L50 168V170L49 171H47L48 173H46V172H44V171H46L47 169H49V168H46V167ZM114 168H116L117 169V172L116 173H114L115 172V170L116 169H114ZM36 169L38 170H40V173H39V170L38 171H36ZM46 169V170H45ZM26 170H27V172H26ZM33 170H35V171H33ZM41 171H43V173L41 172ZM110 171V172H109ZM122 171H124V172H122ZM159 173H158V172ZM39 173L38 174V176L36 175V174H34V173ZM76 172V173H75ZM91 172V174H89ZM21 173V172H20ZM20 173L18 174V176H20V178L18 179L19 180V185H21L20 183H21V181H22V179L24 178L23 176H22V174H23V171H22V173H21V175H20ZM27 173V174H26ZM121 173H122V175H121ZM124 173V174H123ZM158 173V174H157ZM45 174V175H44ZM74 174V175H73ZM120 175V178H118L117 176L118 175ZM34 175H36L37 177H35ZM47 175L48 176H50V177H47ZM71 175H73L72 176V179H71ZM77 177H76V176ZM115 175H117V176H115ZM129 175V176H131V178L130 177H127V176ZM35 178H34V177ZM42 176H43V178H42ZM75 176V177H74ZM86 176V177H87ZM94 176H97L96 178L94 177ZM38 177L39 178H42V180L41 181H39V179H38ZM53 177H54V179H53ZM91 177H93L94 179H92ZM100 179H99V178ZM110 177V178H109ZM123 177L125 178V179H123ZM145 177H147V178H145ZM22 178V179H21ZM38 179V181L37 180H35V179ZM61 178H63V179H61ZM66 178H67V180H66ZM76 178V179H75ZM102 178V179H101ZM105 178H108V179H105ZM112 178H113V180L114 179H116V180H114V181H112ZM126 178H129L128 180H126ZM149 178V181L151 180L152 181V178H153V181L151 182L154 186H157V184H156V182L158 183L159 182V186H161L160 188H159V186H157L158 188H159V191H157L158 190V188L157 187H155V188H152V184H150L149 182H148V180H146V179H148ZM151 178V179H150ZM21 179V180H20ZM48 179L49 180H53V181H49L48 182ZM59 179H61V181L63 180V182H59L60 180ZM78 179V180H77ZM84 179V180H83ZM111 179V180H110ZM208 179V177H206L205 178V181ZM35 180V181H34ZM59 180V181H58ZM64 180H66V182L67 183H71L70 185L71 186H69V184H66V182L64 181ZM72 180V181H71ZM80 180V182H81V185H80V182H78ZM91 180V181H90ZM104 182H103V181ZM125 180L126 181H128V184H127V182L126 183H124L125 182ZM155 180V181H154ZM45 181H47V183L46 184H44V182ZM55 181H58L57 182V184H56V182ZM96 181L98 182V183H96ZM99 181H101V183H99ZM108 183H107V182ZM112 181V182H111ZM122 181H123V183H122ZM131 181V182H130ZM144 181H146L148 184H150V185H152V186H148L147 184H146V182H144ZM35 182V184H33ZM38 182H41V183H38ZM52 183V182H55V184L57 185H55V184H53L52 183V185L51 184H49V183ZM73 182V183H72ZM130 182V183H129ZM133 182H134V186H133ZM137 182V183H136ZM138 182L140 183V184H138ZM145 184H144V183ZM155 182V183H154ZM43 183V184H42ZM59 183H61L60 185H59ZM75 183H77V184H75ZM103 183H106V185L105 184H103ZM120 183H122L121 185H120ZM31 184V183H30ZM48 184H49V186H48ZM86 184V185H85ZM119 184V185H118ZM136 184V185H135ZM143 184H144V186H145V188H148L147 189V192H146V189H144V186H143ZM17 186V187H20V191H21V193L19 192V189L17 188V190H15V192H13L14 194H16V195H14L13 193V195H12V198L10 199V197H11V193L9 194V198L8 199H10L9 201H8V199H7V202L9 203H6L7 204V206H6V208H7V211L9 212V213H12L11 215H13V213H14V215H16L17 213V210H18V208L20 207V205H21V207L22 206H26L24 203H25V200H24V194H22V190H21V186ZM36 185V186H37ZM55 185V186H54ZM68 185V186H67ZM82 185V186H83ZM96 185V187L95 188H93L94 186ZM98 185H101L102 186V188H103V191H101L102 190V188H101V186H98ZM116 185V186H115ZM124 185H126L127 187H130V189L128 188H126V187H124ZM138 185V186H137ZM141 185V186H140ZM148 187H147V186ZM168 185H170V186H168ZM73 186V187H72ZM78 186V187H79ZM81 186V187H82ZM86 186V187H85ZM90 186V187H91ZM97 186H98V188H97ZM118 186V187H117ZM122 186V188H120ZM43 187V188H42ZM51 188V189H49V188ZM54 187V188H53ZM56 187H58V188H56ZM135 187H137V189L138 190H136V188ZM140 189H142V190H139V188ZM165 187V189H163V188ZM45 188V189H44ZM75 188L77 189V190H75ZM80 188V187H79ZM121 189V190H117L116 191V189ZM124 188L127 190H125L124 191ZM151 188H152V191H149V190H151ZM167 188V189H166ZM5 189H6V187H5ZM4 189V190H5ZM51 190V191H54V194L50 191V193H49V190ZM95 189V190H94ZM101 189V190H100ZM105 189H106V191H105ZM153 189L155 190V192H153ZM157 189V190H156ZM171 189V190H170ZM64 190H66V192H67V189H64ZM86 190V189H85ZM135 190V191H134ZM161 190V191H160ZM163 190V191H162ZM166 190V191H165ZM167 190H168V192H167ZM216 190H218V189H216ZM17 191H18V193H20L19 195H20V197H19V195L17 194ZM108 191H109V193H108ZM123 193H121V192ZM137 192V193H139V194H137V193H134V192ZM139 191V192H138ZM141 191L143 192V191H145V193L144 194H148L147 195V197L148 196H150L149 197V199L148 198H146V195H145V197L143 198V196H144V194L143 193H141ZM166 193H165V192ZM170 191H172V193L170 192ZM222 191H224V193L222 192ZM40 192V193H39ZM66 192H64L65 194H68V195H70V193H66ZM89 192V193H88ZM121 194H120V193ZM130 192H131V194H130ZM133 192V193H132ZM165 194H164V193ZM195 192V193H194ZM3 193H5V192H3ZM63 193V194H64ZM104 193H105V195H104ZM107 193V194H106ZM116 193H118L117 195H116ZM126 193V194H125ZM151 193H154V194H152L151 195ZM161 193V194H160ZM42 194V195H41ZM50 195V196H48V195ZM51 194H52V196H51ZM90 194H92V193H90ZM130 194V195H129ZM142 194V195H141ZM150 194V195H149ZM54 195V196H53ZM101 195V196H100ZM107 195V196H106ZM127 196V198H125L126 196ZM129 195V196H128ZM132 195H133V197L135 196V199L137 200V202L135 203V207H136V211H135V207H134V209H132V214L135 212L136 213V215H135V213L133 214V216H134V218H135V222L134 221H130V222H132V224L133 223H135V225H136V223L138 222V223H140V224H142V225H140V224H138L137 223V227H139L138 229H136L137 227L133 224V226H132V224L130 223V222H128L127 224H129L130 223V225H125L124 224V222L122 221L121 222V220L119 219V220H115V219H118V218H120L119 217V215H116L115 214V212H116V210H115V208L116 207H120V206H124V205H126L127 203L126 202H129V201H127L126 199H130L129 197H132ZM15 196H17V197H15ZM23 196V197H22ZM47 196V197H46ZM95 199V201H93V198ZM139 196H142V197H139ZM158 196V197H157ZM167 196V197H166ZM173 196H175V197H173ZM184 196V198L182 199V197ZM34 197V198H35ZM41 197H43V198H41ZM44 197H45V199H44ZM71 197H72V199H71ZM153 197V198H152ZM165 197V198H164ZM179 197V198H178ZM14 198L15 199H17L18 198V201L16 202V204H15V200H14ZM19 198H21V199H19ZM35 198V199H36ZM54 198V199H53ZM92 198V199H91ZM101 198V199H100ZM189 199V200H186V199ZM13 199V200H12ZM23 199V200H22ZM38 199H36V200H38ZM76 199H78V201L76 202ZM91 199V200H90ZM100 199V200H99ZM123 199H125V203H124V205L123 204H121V203H123L121 200H123ZM140 199H142V200H140ZM147 199V200H146ZM159 199V200H158ZM166 201V202H164V201ZM173 200H175V201H173ZM194 202H193V201ZM220 201V202H218V201ZM13 203H12V202ZM23 202L22 204H21V202ZM74 201V202H73ZM92 201V202H91ZM98 201H100V202H98ZM105 201V202H104ZM119 201H121L120 203H119ZM161 201H163V202H161ZM170 201V202H169ZM191 201V202H190ZM75 202H76V204H75ZM89 202H91V203H89ZM95 202L97 203H99V204H96V205H98V207L96 206V205H94L95 204ZM109 202H110V204H112V205H109ZM115 202H117L119 205H117ZM141 203V204H139V203ZM152 202V203H151ZM159 202H160V204H159ZM218 202V203H217ZM221 202H223V203H221ZM11 203H12V205H11ZM69 205L70 204V206L74 203L75 204V207L76 206H79V208L82 210H80V209H78V207H77V210H75V212L74 213H70V211H68V210H66L67 208H69V207H67V204ZM80 203V204H79ZM94 203V204H93ZM100 203H101V205H100ZM102 203H104V206H103V204ZM105 203L107 204V206L105 205ZM159 204V206H158V204ZM161 203H163V204H161ZM167 203V204H166ZM177 203H179L180 204V206H179V204H177ZM194 203V204H193ZM209 203V204H208ZM215 203H217V204H215ZM227 203H228V201H227ZM73 204V205H74ZM78 204V205H77ZM86 204V205H85ZM87 204H89L88 206H87ZM93 205V206H91V205ZM115 204V205H114ZM157 204V205H156ZM166 204V205H165ZM204 204L205 206H202V205ZM223 204L225 205V206H223ZM9 205V206H8ZM18 205V206H17ZM109 205V206H108ZM145 205V206H144ZM164 206L163 207V209H162V207L161 206ZM211 205V206H210ZM212 205L214 206V207H212ZM217 205V206H216ZM63 206H65L64 208H65V212H67L66 214H68V215H66L65 213H63L64 211V208H63ZM82 206H83V208L84 209H82ZM85 206V207H84ZM107 207V209H106V207ZM111 206V207H110ZM138 206L140 207V209L138 208ZM149 206H151V207H149ZM167 206V207H166ZM216 206V207H215ZM9 207H11V208H9ZM18 207V208H17ZM60 207L62 208L61 209V213H59V212H57V211H59L60 210ZM89 207H91L92 209H90ZM97 207V208H96ZM112 207H114V211H113V209H112ZM146 207V208H145ZM158 207V208H157ZM159 207H161V208H159ZM166 207V208H165ZM190 207V208H189ZM223 207V208H222ZM226 207V208H225ZM8 208L10 209V210H8ZM17 210H16V209ZM59 208V209H58ZM72 208V206L69 208V209H71ZM101 208V209H100ZM138 208V209H137ZM170 208V209H169ZM177 208V209H176ZM188 208V209H187ZM204 208V209H203ZM220 208V209H219ZM55 209H57V210H55ZM74 209V208H73ZM73 209H71L72 211H74ZM86 209V210H85ZM98 209V210H97ZM104 211H103V210ZM109 209V210H108ZM112 210V212H111V210ZM165 209V210H164ZM179 209V210H178ZM203 209V210H202ZM222 210V209H224L223 210V212H226V213H224L223 214V212H219V210ZM12 210H13V212H12ZM89 210H92V211H89ZM106 210L110 213V214H113V215H110L109 213V215H110V217H109V215H108V217H106L105 216V214H103V213H106ZM134 210V211H133ZM150 211V212H148L149 213V215L151 216L150 218H149V216L147 215L148 213L146 212V211ZM183 210H184V212H183ZM43 211V212H44ZM71 211V212H72ZM80 211V212H79ZM83 211H85V212H83ZM143 211H144V213H143ZM155 211V213L153 214V212ZM156 211H158V212H156ZM178 211H180V212H178ZM57 212V213H56ZM79 212V213H78ZM81 212H83V213H81ZM89 212V213H88ZM92 212V213H91ZM94 212H98L99 214H100V212H101V214H103V215H99V214H97V213H94ZM147 214H146V213ZM162 214H161V213ZM63 213V214H62ZM87 215H86V214ZM90 213H91V215H92V217H93V215L95 214V215H99V216H101V217H99L101 220H99V218L97 219V218H95V217H93V218H95V220L94 219H91V221H90ZM94 213V214H93ZM139 213V214H138ZM157 213H158V215H157ZM160 213V214H159ZM172 213V214H171ZM222 213V214H221ZM77 214V215H76ZM81 214V218L79 217V215ZM86 216V217H84V215ZM153 214V215H152ZM179 214H182L181 215V217H180V215ZM60 215V216H59ZM72 215V216H71ZM75 215V219H77V220H75V223H78V225H76L77 227H74L75 225H73V227H69V225H71V224H67V225H60L61 226V228L62 229H60L59 230V226H56V225H54V229H53V226L51 225L53 222H55V221H57V220H61V218H63L62 220H68V218L71 216L72 218H73V216ZM140 215V216H139ZM185 215V217L183 218V216ZM218 215V216H217ZM222 215H223V223L221 224V222H222ZM17 216H19V215H17ZM17 216H15V217H17ZM41 216V217H40ZM46 218H45V217ZM47 216H48V218H47ZM59 216V217H58ZM62 216V217H61ZM66 216V217H65ZM69 216V217H68ZM103 216V217H102ZM112 216V217H111ZM139 216V219L137 218ZM210 216V217H209ZM43 217H44V219H43ZM54 217H56V219L54 218ZM88 217V218H87ZM91 217V218H92ZM97 217V216H96ZM105 217V218H104ZM147 219H146V218ZM164 217V218H163ZM207 217V218H206ZM219 217V218H218ZM224 217H225V220H224ZM66 218V219H65ZM72 218H69V220L71 219L72 220ZM83 218L84 219H86V220H83ZM133 218V219H134ZM187 218V219H186ZM36 219V220H37ZM80 221H79V220ZM89 219V220H88ZM97 219V220H96ZM132 219V220H133ZM178 219V220H177ZM96 221V223L94 222V224H93V222L92 221ZM113 222H112V221ZM114 220L116 221V222H120L121 224H123L122 225V227L120 226H118V225H121V224H119V223H116V222H114ZM138 220V221H137ZM142 220V221H141ZM149 220H150V222H149ZM151 220H153V222L151 223ZM185 220V221H184ZM190 220V221H189ZM198 222H196V221ZM201 220H203V221H201ZM77 221V222H76ZM81 221H83V223H81ZM88 221H90L89 223H91V224H88V223H86V222H88ZM109 221V222H108ZM110 221H111V223L113 224V225H111V226H109V225H106V223L108 224V223H110ZM145 221V222H144ZM158 221V222H157ZM176 221L178 222V221H180V222H178V223H176ZM184 221V222H183ZM189 221V222H188ZM221 221V222H220ZM225 221H227L226 222V225H225ZM52 222V223H51ZM72 222H74V219L72 220ZM146 222H148L149 223V225H148V223H146ZM172 222V223H171ZM186 222V223H185ZM190 222L191 223H193V225L192 224H190ZM209 222V223H208ZM211 222V223H210ZM219 222V223H218ZM34 223V224H33ZM51 223V224H50ZM110 223V224H111ZM115 223V224H114ZM162 223V224H161ZM184 223H185V226H184ZM213 223V224H212ZM82 224H83V228H85V229H89L90 227H91V230H93V232L92 231H86V230H84L83 232L81 231V229H83L82 228ZM86 224H88L89 225V227L88 226H85L84 227V225H86ZM92 224H93V227H92ZM156 224H158V225H156ZM175 224V225H174ZM180 224V225H179ZM190 224V225H189ZM207 224H211L210 226L209 225H207ZM216 224H218V225H216ZM219 224H221V225H219ZM32 225V226H31ZM79 225H81V226H79ZM91 225V226H90ZM140 225V226H139ZM144 225V226H143ZM147 225V226H146ZM153 225H154V227H153ZM177 225V226H176ZM203 226V228L202 229H200V230H198L199 229V227L197 228V226H200V227H202ZM206 225V226H205ZM215 227V228H218L219 230H218V232H216L215 233V231H211L212 233H214V236L215 235H218V236H220L221 234L219 233L220 232V229H221V232H223V229H224V233L222 234V238L219 240V237L218 236H216V237H218V238H216V239H218L217 241L219 242L220 241V243H221V241H222V243H224V244H226V246H229V247H231V248H229V247H223V249H222V252L223 251H225V253L223 252L222 254H221V251H220V253H216L211 259L209 258V257H207V250L208 249H206L205 247H204V245H203V247H202V245H201V243H202V239H201V237L204 235V230L206 229V228H208V229H211L212 230V228H214L213 226ZM216 225V226H215ZM23 226V225H22ZM67 226V227H66ZM72 226V225H71ZM94 226H95V228H94ZM101 226V227H100ZM108 226H109V228H108ZM142 226V227H141ZM156 226H160V227H157L156 228ZM162 226V227H161ZM174 226V227H173ZM179 226V227H178ZM206 228H205V227ZM224 226H226V229L224 228ZM66 227V228H65ZM78 227H80L79 229H80V231L81 232H78V230H77V228ZM97 227V228H96ZM104 227V228H103ZM110 227H111V229H110ZM113 227V228H112ZM126 227V228H125ZM133 227H135V228H133ZM169 227H170V229H169ZM171 227H173V228H171ZM185 227V228H184ZM209 227H211V228H209ZM71 228V229H70ZM76 230H75V229ZM98 228H100L102 231H100V229H99V232H97L95 229H97L98 230ZM120 228V229H119ZM142 228H144V229H142ZM151 228H152V230H151ZM155 228H156V231H155ZM159 228H160V230H159ZM182 228V229H181ZM197 228V229H196ZM205 228V229H204ZM57 229V230H56ZM67 229V230H66ZM72 229L74 230V231H72ZM105 229H106V231H105ZM110 230V232H108L107 230ZM118 229V230H117ZM123 229V230H122ZM187 229H189V230H187ZM194 231H193V230ZM196 229V230H195ZM50 230V231H49ZM51 230H52V234L55 236V232H56V234H58L57 232H59V231H61V232H59V233H62L63 232V237H64V235H65V239H63V237L62 236H57V238H59V239H57L56 237L55 238H52V236L53 235H50L51 234ZM134 230V231H135ZM151 230V231H150ZM184 230V231H183ZM202 230H203V232H202ZM213 230H217V229H213ZM85 231L86 232H89V234L88 235H86V233H85ZM95 231H96V233H95ZM105 231V232H104ZM113 231V232H112ZM124 231V232H123ZM130 231V230H129ZM200 231L203 233V234H200ZM226 231V232H225ZM65 232H67V233H65ZM75 233L74 235L73 234H71L70 235V233ZM108 232V233H107ZM146 232V233H147ZM159 232V233H158ZM173 232V233H172ZM176 232V233H175ZM178 232H179V234H178ZM184 232V233H183ZM190 232V233H189ZM230 232V234L229 235H233L232 233H231V231H229ZM50 233V234H49ZM65 233V234H64ZM84 233V234H83ZM99 235H98V234ZM104 233V234H103ZM109 233H112V234H109ZM144 233V232H143ZM171 233H172V236H171ZM218 233V234H217ZM226 233H228V234H226ZM68 234V235H67ZM106 234V235H105ZM155 234V235H154ZM162 234V235H161ZM117 235V234H116ZM177 236V237H175V236ZM179 235V236H178ZM184 235V236H183ZM191 235V237L189 238V236ZM51 236V237H50ZM66 236L67 237H70L71 236V238H69L70 239V241H69V239L67 238V241H69L68 242V245L70 244V243H72V244H70V246H68V245H66V247H65V250H63L64 248H62V250H61V248L58 250V248L61 246V245H58L59 243L58 242H62L63 240H65V242H67L66 241ZM80 236V237H79ZM93 236H95V237H93ZM168 236H170V237H172V238H168ZM181 236H183V237H181ZM185 236H188V238L187 237H185ZM223 236H224V239H223ZM39 237V238H38ZM61 237V238H60ZM88 237H91L90 239L88 238ZM231 237V238H230ZM158 238V239H157ZM177 238V239H176ZM185 238L188 240H186L185 241ZM2 239V240H1ZM4 239H7V240H4ZM36 239V240H35ZM41 239H45V240H41L42 242L40 243L39 241ZM48 239V240H47ZM60 239H62V240H60ZM71 239H73V241L71 240ZM85 239V240H84ZM147 239H149V240H147ZM161 239V240H160ZM163 239V240H162ZM172 239V240H171ZM181 239H183L182 241H180ZM216 239H215V241H216ZM226 239V240H225ZM39 240V241H38ZM47 240V241H46ZM90 240V241H89ZM144 240V241H143ZM146 240L148 241V242H146ZM166 240V241H165ZM173 240H176L177 242H173ZM191 240H193V241H191ZM257 240V241H256ZM255 241H256V243L255 244H257V243H259V245L261 246L262 245V243L264 244V241H262V242H259L260 240H264V239H259V241H258V239H256ZM29 242L30 244H28V245H30L29 247L27 246V242ZM34 241V242H33ZM36 241V242H35ZM84 241H85V243H84ZM133 241L135 242V243H137V241H139V243L138 244H136V246H135V243L133 244V247H134V249L131 247L132 246V243H133ZM154 241V242H153ZM158 241V242H157ZM162 241V242H161ZM224 241V242H223ZM226 241V242H225ZM33 242V244H31ZM38 242V243H37ZM45 242V243H44ZM77 242V243H76ZM87 242V243H86ZM111 242V241H110ZM140 242H143V243H140ZM146 242V246L144 245L143 246V244ZM166 242V243H165ZM187 242V243H186ZM26 243V244H25ZM55 243V244H54ZM80 245H79V244ZM165 243V244H164ZM34 244H37L36 246L34 245ZM39 244V245H38ZM40 244H42V245H40ZM47 246H46V245ZM56 244H57V246H59V247H57L56 246ZM78 244V245H77ZM131 246H130V245ZM172 244V245H171ZM177 244V245H176ZM186 244V245H185ZM196 244V245H195ZM231 244V243H230ZM88 245H89V247H88ZM126 245H128V248H129V250H127V246ZM168 245V246H167ZM170 245V246H169ZM183 245H185V246H183ZM258 245V244H257ZM258 245V246H259ZM42 246H44V247H42ZM68 246V247H67ZM75 246V247H74ZM81 246V247H82ZM99 246H101V244L99 245ZM98 246V247H99ZM26 247H28V248H26ZM39 247V248H38ZM118 246H116V248H117ZM138 247V248H137ZM169 247V248H168ZM171 247H173V248H171ZM194 249H193V248ZM196 247V248H195ZM57 250H56V249ZM68 250H67V249ZM85 248V249H84ZM87 248V249H86ZM90 248V249H89ZM99 248H101V247H99ZM135 248H137L136 250H137V252L134 254V252L133 253H131L132 251V249H133V251H136L135 250ZM186 248H188L187 250H186ZM1 249H3V251L1 250ZM51 249V250H50ZM98 249V248H97ZM119 249V248H118ZM131 249V250H130ZM141 249V248H140ZM139 249V250H140ZM206 251H205V250ZM54 250V251H53ZM19 251H21V252H19ZM56 251V252H55ZM107 251V250H106ZM129 251V252H128ZM196 251V252H195ZM203 251V252H202ZM231 251V252H230ZM19 252V253H18ZM22 252H23V254H22ZM26 252V253H25ZM49 252V253H48ZM81 252H84V251H81ZM87 252V251H86ZM104 252V253H103ZM123 252H125V253H123ZM51 253V254H50ZM54 253V254H53ZM99 253V254H98ZM100 253H102V254H100ZM161 253H163V255L161 254ZM191 253V255L193 254V256H191V255H188V254H190ZM198 253V254H197ZM200 253V254H199ZM204 253H205V255H204ZM20 254H22V255H20ZM27 254V255H26ZM127 254V255H126ZM176 254V255H175ZM203 254V255H202ZM219 254H221L220 256H219ZM231 254V255H230ZM19 255V256H18ZM57 255V257H54V256H56ZM60 255V256H59ZM97 255H98V257H97ZM113 257H112V256ZM118 257H117V256ZM170 255V256H169ZM185 255V256H184ZM187 255V256H186ZM59 256V257H58ZM92 256V258L93 257H95V258H91V260H89V258ZM115 256V257H114ZM120 256V257H119ZM133 256V257H132ZM135 256V257H134ZM169 256V257H168ZM174 256V257H173ZM204 256H206V257H204ZM218 256L219 257H221V258H218ZM226 256V258H224ZM260 257L259 256V253L258 254H256V257H255V255H252V257H249L248 256V258L251 260V262H252V264H256L257 263V260H255V259H258V257ZM100 257H102V259H99ZM110 257V258H109ZM130 257V258H129ZM164 257H166V258H164ZM176 257V258H175ZM183 257V258H182ZM185 257V258H184ZM194 257H195V261H193L194 260ZM199 257V258H198ZM214 257H216L215 259H213ZM232 257V256H231ZM17 258V259H16ZM110 259V261H109V259ZM113 258V259H112ZM128 258H129V260H128ZM131 258H132V260H131ZM135 259V261L137 260L138 262H133L134 261V259ZM163 258V259H162ZM173 259V262H171L172 261V259ZM202 258H203V260H202ZM204 258H206L207 259V261L204 259ZM44 259V260H43ZM52 259V260H51ZM85 259H86V257H85ZM126 259H127V261H126ZM141 259V260H140ZM146 259H148L147 261H146ZM166 259V260H165ZM176 259H177V261H176ZM184 259V260H183ZM248 259V264H251V262H250V260ZM21 260H23V261H21ZM47 260V259H46ZM98 260V261H97ZM119 260V261H118ZM140 260V261H139ZM163 260V261H162ZM166 261V263H165V261ZM167 260H168V262H169V260H171L169 263L167 262ZM182 260V261H181ZM212 260V261H211ZM214 260H215V263H214ZM220 260V261H219ZM40 261H42V262H40ZM45 261V262H44ZM85 261H86V263H85ZM97 261V262H96ZM101 261V262H100ZM114 261V262H113ZM121 261V262H120ZM124 261V262H123ZM162 261V262H161ZM179 261H181V262H179ZM205 261V262H204ZM209 261V262H208ZM223 261L224 260H222L221 262L223 263ZM47 262V263H48ZM81 262V261H80ZM213 262V263H212ZM253 262H255V263H253ZM74 262H70V264H73ZM77 262H75V264H76ZM108 263H106V264H108ZM131 263V264H132ZM148 263V264H149ZM221 263V264H222ZM60 264H61V262H60ZM82 264H83V261H82Z\"/></svg>",
	"mask_w": 264,
	"mask_h": 264
}]
</instances>
